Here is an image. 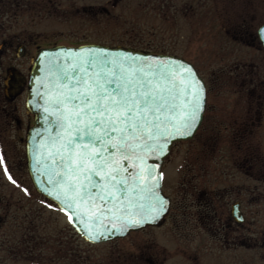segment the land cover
<instances>
[{"label": "rangeland", "instance_id": "obj_1", "mask_svg": "<svg viewBox=\"0 0 264 264\" xmlns=\"http://www.w3.org/2000/svg\"><path fill=\"white\" fill-rule=\"evenodd\" d=\"M10 1L0 14V43L13 38L0 55L3 67L12 60V48L19 41L27 42L28 56L34 55L37 47L54 44L152 47L191 62L208 87L206 105L222 113L237 111L240 105L238 96L230 93L231 84L226 79L234 74L235 65L241 66L239 72L254 65L259 78H264V50L260 45L237 43L231 38L234 33L230 29L237 17L250 21L256 31L264 24V0H166L161 6L152 0ZM12 62L24 63L20 64L23 68L28 66L25 60ZM255 138L260 156L254 162V179L235 167L226 144L214 153L215 161L205 177L208 187H218L230 194L229 204L237 195L244 199L242 212L246 222L229 236L230 239L239 235L237 243L213 239L201 227L166 216L159 226L90 244L77 235L63 212L47 206L51 202L31 184L30 260H11L2 247L0 264H264V120L255 129ZM202 147L198 137L172 146L161 168L164 194L180 197L185 163L196 157L202 159ZM4 183L5 189H11L8 182ZM19 195L22 197V192ZM225 213H229V206ZM11 226H3L0 237L11 238Z\"/></svg>", "mask_w": 264, "mask_h": 264}, {"label": "snow or ice", "instance_id": "obj_2", "mask_svg": "<svg viewBox=\"0 0 264 264\" xmlns=\"http://www.w3.org/2000/svg\"><path fill=\"white\" fill-rule=\"evenodd\" d=\"M259 32L264 37V27ZM55 68L51 91L37 105L41 119L54 116L59 129L41 145V159L52 161L43 191L57 202L47 206L93 242L158 220L169 202L162 165L149 161H160L201 122L206 89L194 68L103 48L81 49L68 68ZM4 159L0 154V164ZM4 172L18 183L6 164Z\"/></svg>", "mask_w": 264, "mask_h": 264}, {"label": "flooded vegetation", "instance_id": "obj_3", "mask_svg": "<svg viewBox=\"0 0 264 264\" xmlns=\"http://www.w3.org/2000/svg\"><path fill=\"white\" fill-rule=\"evenodd\" d=\"M9 38L3 39L0 43V55L8 42L12 44L13 38L11 36ZM26 43L25 41L17 42L12 48V60L5 67L2 63L0 64V154H3L4 164L18 182L17 184L11 183L5 175L4 164H0V182L2 183L0 187V229L7 224H12L13 228L11 238L7 240L6 235L0 237V248L5 247L8 258L16 262L30 260L29 195L31 182L26 165L25 140L34 117L26 106V84L24 82L27 80L34 55H27ZM19 47L23 48L22 56H17ZM14 60H25L28 66L20 67V64L24 66V63L18 65L12 62ZM240 67V65H235L232 70L234 74L231 73L226 78L231 84L230 93L238 96L240 105L237 111L225 113L205 105L200 126L193 138L188 140L191 141L198 137L204 154L199 155L202 158L200 160L196 157L197 160L195 158V160L186 161L185 169L187 170L184 173L181 195L178 198L168 196L170 207L167 214V217L181 218L182 222L190 226L203 228L206 234L213 239L225 242L229 240L235 243L239 241L237 238L239 235L230 239L229 236L246 222V216L242 212L244 199L237 195L229 204L230 194L218 187H208L205 177L209 167L215 161L214 153L220 152L222 145L226 144L231 150L235 167L251 180L254 179V162L260 156V152H256V149H259V143L255 138V129L264 120V90L262 89L264 78H259L254 65H250L245 72H239ZM20 84L24 86L16 92L15 87L18 85L20 87ZM206 92L208 93L207 85ZM219 168L221 171L217 173L218 177L222 175L221 163H219ZM216 169H214L215 172ZM4 182H8L11 189H5ZM25 188L28 189L27 193L24 191ZM20 192L23 194L22 197L19 195ZM234 203L239 204L240 212L244 216L243 222L234 220L230 215V208ZM223 205L226 208L229 206V213H225V217L221 210ZM187 257L194 262L192 255L187 253Z\"/></svg>", "mask_w": 264, "mask_h": 264}, {"label": "water", "instance_id": "obj_4", "mask_svg": "<svg viewBox=\"0 0 264 264\" xmlns=\"http://www.w3.org/2000/svg\"><path fill=\"white\" fill-rule=\"evenodd\" d=\"M262 27H264V24L260 25L257 28L256 34L261 44V47L264 50V37H262L259 32V30ZM100 48L107 49L110 53H115V54H118L120 52H128V53L139 54V55H144V56H162L166 58L172 57V58L181 60L191 65L194 68L195 72L198 74L193 64L181 57H178L175 55H168V54H154V53H149V52H144V51H137V50H132V49H128L126 47H120V46L111 47V46H106V45H101V44H81L77 46L54 45L50 47L39 48L35 56L31 60V66L29 68L28 77H27V80L25 81L26 83L24 82V84H26V106L32 112L33 117H34L33 125L30 127V129L27 131V134H26V140H25L26 165L28 169L29 178H30V181H31V184L34 190L39 195L51 201L53 204H57V202L54 201L51 197L47 196V194L43 191V188L48 186L47 185V175L45 174V168L51 165L52 161L51 160L43 161L41 159L42 155L44 154V149L41 148V145L49 143V138L51 136H54L56 134V131H59V129L55 127L56 118L54 116H49V122L47 123L41 119V116L43 114L42 109L38 110L37 105L43 106L44 99L42 97L44 96L46 91H51V86H52L54 78L49 75V69H51V71H56L55 65H60L61 67L68 68L72 64L74 57L80 54L81 49H100ZM22 55H23V48L19 47L17 50V56H22ZM198 76L204 84V81L202 80L199 74ZM61 83H67V81H61ZM24 84H20V87H18L19 85L16 86L15 87L16 92H19L23 88ZM204 109H205V106H204ZM198 127L195 129L193 135H191L190 137H183V138H178L174 140L169 146L170 150L174 143L192 139ZM45 129H47V131H44ZM169 153L170 151L168 152L166 156L162 157L160 161H156L153 159V160H150L149 162L159 163L163 165L164 159L169 155ZM161 168H160V171H161ZM161 193L169 202L167 211L163 215H161L158 220L154 222H149L139 228H132L124 235L113 234L108 239H104L99 242H93V241L88 240L84 235H82V233L78 230L77 227L73 226V224L69 222L68 223L71 225V227L75 230V232L78 234L80 238H82L85 242H88L90 244H99V243L112 241L115 239L124 238L127 235H129L131 232H135V231L144 229L146 227L159 226L162 224L165 216L167 215L169 211V207H170V199L168 196H166L162 192V184H161ZM230 215L234 220L238 222H243L244 220V216L240 212L238 203H234L231 205Z\"/></svg>", "mask_w": 264, "mask_h": 264}, {"label": "trees", "instance_id": "obj_5", "mask_svg": "<svg viewBox=\"0 0 264 264\" xmlns=\"http://www.w3.org/2000/svg\"><path fill=\"white\" fill-rule=\"evenodd\" d=\"M160 3V6L163 2H165L166 0H152L151 2L153 4ZM7 3H11L10 0H0V14L2 13L3 7L6 6ZM240 14H238L237 16H239ZM239 18H234L233 19V23L231 26V32L233 31L234 34L231 35V38L236 41L237 43L240 44H245L248 46H255L258 45L259 46V42L256 36V32L253 30V27L250 23V21H247L246 19H242V20H238ZM106 45H110V46H123V47H127L129 49H133V50H139V51H146V52H150V53H155V54H171L174 55L172 53H169L167 51L164 50H158L156 48H152V47H142V46H138L135 44H106ZM257 83V82H256ZM262 89L264 90V86H262ZM262 99V98H261ZM256 147V146H255ZM258 149V148H257ZM256 149V152H258V150ZM225 205H223L222 207V212H223V216L225 217Z\"/></svg>", "mask_w": 264, "mask_h": 264}]
</instances>
